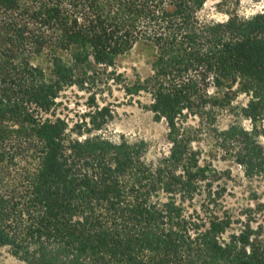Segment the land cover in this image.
Returning a JSON list of instances; mask_svg holds the SVG:
<instances>
[{"label": "trees", "instance_id": "trees-1", "mask_svg": "<svg viewBox=\"0 0 264 264\" xmlns=\"http://www.w3.org/2000/svg\"><path fill=\"white\" fill-rule=\"evenodd\" d=\"M205 2L0 0V247L25 264H264L261 231L214 208L210 191L194 205L206 169L180 133L186 115L246 95L251 129L232 124L224 140L264 177V10L204 20ZM137 44L151 50L150 74L126 92L151 95L170 144L152 163L145 141H112L55 112L68 87L101 90L96 69Z\"/></svg>", "mask_w": 264, "mask_h": 264}, {"label": "rangeland", "instance_id": "rangeland-1", "mask_svg": "<svg viewBox=\"0 0 264 264\" xmlns=\"http://www.w3.org/2000/svg\"><path fill=\"white\" fill-rule=\"evenodd\" d=\"M263 10L264 0H206L199 14L204 20L220 21L227 18L225 11L249 16ZM151 55L150 49L137 44L119 55L114 67L97 68L93 77L102 85L101 90H81L76 86L64 89L56 99V115L64 118L69 127L76 125L75 128L82 131L88 128L91 134L112 141H119L122 136L129 142L145 141L144 160L152 163L166 154L170 146L167 125L164 119H156L149 109L152 98L148 92L130 94L125 88L150 74ZM110 72L113 74L109 75ZM247 100L248 97L241 94L233 99L229 110L202 116L186 115L180 133L190 139L189 145L198 164L206 169V178L199 182L194 205L199 207L200 203L207 202L210 191L214 193V200H210L214 208L226 209L234 218L250 222L264 237V177L247 175L236 161V146L224 140V131L232 124L251 129V121L242 116L239 109ZM102 106H107L111 112L105 122L96 114ZM99 123L100 128L94 129ZM256 127L264 130V119L257 121ZM258 140L264 147V135H259ZM0 264L25 263L8 248L0 247Z\"/></svg>", "mask_w": 264, "mask_h": 264}]
</instances>
